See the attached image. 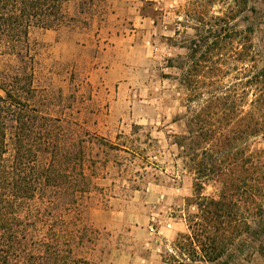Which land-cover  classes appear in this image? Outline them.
<instances>
[{
    "label": "rangeland",
    "instance_id": "374dc122",
    "mask_svg": "<svg viewBox=\"0 0 264 264\" xmlns=\"http://www.w3.org/2000/svg\"><path fill=\"white\" fill-rule=\"evenodd\" d=\"M64 12L57 27L31 28L34 65L0 53V84L17 69L32 75L31 107L74 152L83 140L92 180L75 202L53 186L30 201L23 264H264V212L250 214L249 231L217 260L193 242L190 223L203 219L197 174L176 143L214 93L234 96L236 108L244 97L254 111V86L234 91L239 39L209 50L223 28H249L256 61L247 67L264 69V0H67ZM15 125L7 121L8 158ZM249 142L264 149V133ZM220 189L209 181L200 193L218 198Z\"/></svg>",
    "mask_w": 264,
    "mask_h": 264
},
{
    "label": "trees",
    "instance_id": "16d2710c",
    "mask_svg": "<svg viewBox=\"0 0 264 264\" xmlns=\"http://www.w3.org/2000/svg\"><path fill=\"white\" fill-rule=\"evenodd\" d=\"M66 1L0 0V53L16 56L23 65H34L30 30L32 27L51 29L63 23ZM223 30V38L221 32L214 35L216 39L210 43V54L224 48L223 41L239 39L237 60L243 66L234 91L239 86L241 94L245 95L247 88L254 86V111H244V97L236 108L229 93H214L207 104L190 117L186 134L176 141L188 157L189 167L197 174L199 199L196 205L203 219H193L190 229L193 242L202 246L204 257L209 261L221 258L236 238L249 231L250 214L262 217L264 212V149H254L249 142L264 133V69H257L255 65L251 70L247 67L256 61L249 28L234 33L229 27ZM212 31L211 27L209 32ZM184 76L186 81H191L189 72ZM10 78L0 84L5 93L0 97V264H23L21 258L27 256L25 242L33 223L28 212L30 201L53 186L62 189L60 199L69 192L75 202L77 193L90 190L92 180L85 171L83 140H77L79 147L74 152L65 145L62 136L54 139L50 135L47 125L51 119L31 107L32 75L17 69ZM20 80L25 81L22 88L15 85ZM8 120L16 124L11 158L6 157ZM44 154L49 155V162L45 164L42 162ZM209 181L221 185L218 198L201 195L204 184ZM40 242L43 247H51L49 242ZM50 253L54 257L60 254L57 243ZM34 264L39 263L34 261Z\"/></svg>",
    "mask_w": 264,
    "mask_h": 264
},
{
    "label": "built area",
    "instance_id": "2783aa9c",
    "mask_svg": "<svg viewBox=\"0 0 264 264\" xmlns=\"http://www.w3.org/2000/svg\"><path fill=\"white\" fill-rule=\"evenodd\" d=\"M161 232V230L159 231V233Z\"/></svg>",
    "mask_w": 264,
    "mask_h": 264
},
{
    "label": "crops",
    "instance_id": "0c3cea01",
    "mask_svg": "<svg viewBox=\"0 0 264 264\" xmlns=\"http://www.w3.org/2000/svg\"><path fill=\"white\" fill-rule=\"evenodd\" d=\"M175 233H177V231H175Z\"/></svg>",
    "mask_w": 264,
    "mask_h": 264
}]
</instances>
